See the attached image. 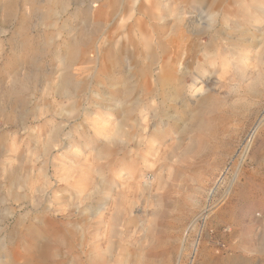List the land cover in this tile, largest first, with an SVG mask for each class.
Masks as SVG:
<instances>
[{
  "label": "rangeland",
  "instance_id": "obj_1",
  "mask_svg": "<svg viewBox=\"0 0 264 264\" xmlns=\"http://www.w3.org/2000/svg\"><path fill=\"white\" fill-rule=\"evenodd\" d=\"M33 259L264 264V0H0V264Z\"/></svg>",
  "mask_w": 264,
  "mask_h": 264
},
{
  "label": "bare ground",
  "instance_id": "obj_2",
  "mask_svg": "<svg viewBox=\"0 0 264 264\" xmlns=\"http://www.w3.org/2000/svg\"><path fill=\"white\" fill-rule=\"evenodd\" d=\"M202 2H206L209 3L211 6L218 4L221 0H199ZM19 80H16L15 83H17ZM21 83H29L30 82V76L21 80ZM77 80L75 78H70V76H68L67 78H64L61 86L63 87V90L65 91H71L73 90L76 86H77ZM20 85V83H19ZM22 258V257H21ZM33 262V264H39V261H37L36 259L31 260Z\"/></svg>",
  "mask_w": 264,
  "mask_h": 264
}]
</instances>
